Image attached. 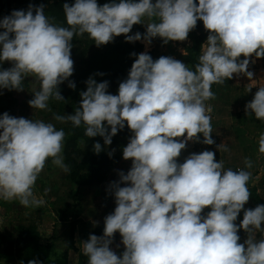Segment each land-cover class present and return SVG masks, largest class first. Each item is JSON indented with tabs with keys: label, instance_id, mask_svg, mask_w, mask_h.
Returning <instances> with one entry per match:
<instances>
[{
	"label": "clouds",
	"instance_id": "clouds-1",
	"mask_svg": "<svg viewBox=\"0 0 264 264\" xmlns=\"http://www.w3.org/2000/svg\"><path fill=\"white\" fill-rule=\"evenodd\" d=\"M63 13L67 26L53 23L43 4L0 19V66L12 65L0 67V89L24 91L25 78L35 77L40 87L28 101L32 109H49L50 99L65 100L59 88L65 81L75 90L69 80L75 36L87 34L100 47L123 35L126 43L142 41L147 48L156 38L162 45L186 41L198 21L209 33L194 71L170 56L153 60L148 52L133 53L118 94L108 91L107 81L89 77L74 113L54 117L74 127L83 124L85 136H99L105 146L125 126L132 133L122 150L132 165L110 185L115 209L104 219L103 235L82 241L87 264H264V239L239 242L241 230L264 232V204L245 208L250 174L226 170L207 150L178 163L189 141L216 143L205 103L214 98L212 85L234 74L255 81L249 58H264V0H111L102 6L97 0H74L63 4ZM134 25L146 31L130 34ZM245 113L264 121V86ZM64 138V130L52 123L0 115V198H19L25 207L43 204L32 189L46 160L70 171L62 154ZM217 150L227 151L228 145ZM93 151H102L99 142ZM259 152L264 153V133ZM205 208L210 211L202 215ZM115 233L125 249L119 256L110 247Z\"/></svg>",
	"mask_w": 264,
	"mask_h": 264
},
{
	"label": "trees",
	"instance_id": "trees-1",
	"mask_svg": "<svg viewBox=\"0 0 264 264\" xmlns=\"http://www.w3.org/2000/svg\"><path fill=\"white\" fill-rule=\"evenodd\" d=\"M97 2L102 6L105 3H110L111 0H97ZM64 3L71 5L74 0H0V19L10 15L14 5H17L16 10H27L30 4L34 6L43 4L45 5V14L53 23L67 26L63 13ZM145 31L144 25H134L130 34L136 32L143 34ZM208 35L209 33L204 29L201 21L197 22L196 28L188 35L187 40L190 41L191 46L185 48L187 53L185 61L193 71L199 63L201 45L206 41ZM72 43L71 58L74 61V73L69 80L75 82L76 88L75 90L69 88L68 81H65L59 86L65 100L53 99L60 104L62 109L70 110L72 113L80 104V92L86 91V81L89 77H93L97 83L107 81L109 83L108 91L116 95L119 84L127 78L136 58L132 54L145 52V44L142 41L126 43L123 35L115 37L113 42L100 47H97L87 34L75 36ZM161 45L162 41L159 38L154 39L151 43V46L160 47ZM149 54L153 60H156L154 51ZM256 60L262 62L264 67V58ZM11 66V63L5 62L0 67L8 69ZM17 105V91L0 89V115L5 112L11 115ZM242 116L243 114L238 115L239 118ZM84 133L85 126L83 124L80 127L72 125L71 137L67 140L64 149V163L70 169L67 181L71 184L72 190L65 195V209L61 214H55L43 204L39 206L29 204L30 209L38 213V221L33 225L19 226L17 236L12 238L9 237L5 229L7 214L0 211V264H28L31 259H38L42 264H68L69 252L79 254L80 259L88 262L87 256L80 253L76 239L77 228L81 223L78 221L81 191L84 188L102 186L108 181L110 172L122 160V156L111 150V147L120 148L124 142L128 144L132 133L125 126L124 130L113 137L112 144L109 146L104 145L103 138L99 136L88 138ZM235 133L239 135L237 131ZM97 142L102 146V151L99 154L93 151V145ZM195 144L196 150L199 152L198 143ZM109 152L113 153L111 158L108 155ZM249 192L252 208L258 204H264L256 187H251ZM17 203L16 198L10 200L0 198V208L6 212H9ZM103 231L104 227H99L95 228L93 233L102 236ZM64 234H67L68 237V251L54 259L56 244ZM238 235L241 237L239 242L243 243L246 232L241 230Z\"/></svg>",
	"mask_w": 264,
	"mask_h": 264
},
{
	"label": "rangeland",
	"instance_id": "rangeland-1",
	"mask_svg": "<svg viewBox=\"0 0 264 264\" xmlns=\"http://www.w3.org/2000/svg\"><path fill=\"white\" fill-rule=\"evenodd\" d=\"M17 5L13 6V10H16ZM145 24L150 22L147 18H144L143 21ZM191 46V43L189 40L183 41V42H169L167 45H161L158 46H145V52H152L154 51L156 54V59H158L161 56H170L173 57L176 60L182 61L186 66L187 63L185 61V58L187 56L185 48ZM182 52L184 54H182ZM261 68L264 71L263 64H261ZM236 80H242L239 77ZM253 80L255 81H249L247 82V85L245 87H250L253 93L251 92L252 97L255 95V92L258 90L259 86H264V72L263 77L260 80H256L253 77ZM216 84H213L211 87L212 92L214 93V98L206 101V104H210V102H213L216 99V91H215ZM22 87L24 91L17 92V99H18V105L15 108L14 112L11 113V116L15 117H24L27 119H33V120H42L46 123H52L56 126L57 130L63 129L65 132V138L63 142V153L64 149L67 143V140L71 137V129H72V123H61L54 119L56 115H69L73 114L70 110H64L61 108L60 104L56 103L53 99H50L49 109L46 110H39V109H32L29 106L28 101L33 98V93L35 91L39 90V82L36 80L35 77L29 75L25 78ZM243 114L241 118L238 117V115ZM231 123H233V132L237 131L236 135L237 139L239 140L240 144L244 146L247 154V158L249 160H252L253 165L258 163V161H262L263 168L258 170V175L254 181L253 185L259 186L261 189L263 187L262 183L258 184V182L261 179H264V153L259 152V137L262 133H264V121L256 120L254 115H246L245 112L238 113L234 115V118L232 119ZM127 146V142L122 143V146L120 148L123 150L124 147ZM196 146V144H195ZM200 147H204L202 144H198V149L200 150ZM119 147H111V150L118 151L120 149ZM205 151V150H204ZM64 156V155H63ZM249 160H247L249 162ZM126 161V160H125ZM126 163V162H125ZM255 163V164H254ZM253 169H258V164H256ZM69 172H64L61 168L57 167L52 163V158H49L46 160L43 170L38 175V178L35 182V185L33 187V193L34 196L37 199H42L44 201L43 205L49 207L51 211H53L55 214H61L64 211V198L66 193L71 190L72 186L67 181V176ZM263 181V180H262ZM263 193V192H262ZM90 193L86 195L88 197ZM18 200L17 204H14L13 208L6 212L4 209L0 208V211L3 214H7V218L5 221V229L9 235V237L15 238L17 236V228L21 225H33L37 222L38 215L32 211L29 208V205L27 207L20 204L19 198H16ZM107 199V197H105ZM115 202L114 198H111V202ZM250 201V200H249ZM111 205H115L111 204ZM248 205V206H247ZM85 204L81 206V209H79V213L81 212V216H84L85 214ZM102 207L106 206H100L98 203L91 205L88 208V217H93L98 209H101ZM245 208H252L251 204H246ZM206 209V208H205ZM210 211V208L206 210L205 213H202V215L206 214ZM80 216V215H79ZM105 216V214H104ZM239 219L243 218V212H241ZM237 219V220H239ZM101 220V219H100ZM264 227V225H262ZM249 236H254L255 239H264V232L260 231H254L252 233H249ZM247 237V238H248ZM66 251H68V243L67 244H60L57 245L55 249V253L53 255V258L55 259L59 255L64 254Z\"/></svg>",
	"mask_w": 264,
	"mask_h": 264
},
{
	"label": "crops",
	"instance_id": "crops-1",
	"mask_svg": "<svg viewBox=\"0 0 264 264\" xmlns=\"http://www.w3.org/2000/svg\"><path fill=\"white\" fill-rule=\"evenodd\" d=\"M241 60L244 59L243 56L240 57ZM250 65H249V71H252L254 73V78L257 80H260L263 77V69L261 68L262 62H258L254 55L249 58ZM240 78L242 80H236L237 78ZM247 82L249 80L246 76H236L234 74L233 78L231 80H225L223 84H216L215 91H216V99L213 102H210V104H206L211 107V112L209 113L211 117V126L213 129L212 132V138L215 140L214 145H205L202 142L198 144L204 145V147H200L199 152H202L204 150L207 151H213L215 153L216 161L219 160L223 163L224 168L231 169L233 171H245L250 174V179L247 183L248 190L251 187H256L258 190V195L261 197V199L264 200V179H261L258 184L263 185V187L260 189L259 186L253 185V181L258 178L259 168H263L262 161H258V169H253V167L256 165H253L252 160H249L247 158L246 150L244 146H242L239 142V140L236 137V134H234L233 130V123H231L232 119L234 118V115L245 112V105L250 102L253 97L251 95V92L249 91L250 87H245L247 85ZM183 139V138H179ZM203 137L200 136V140L202 141ZM221 143H226L228 145V150L224 151H218L217 145ZM119 153L122 156V160L120 163L115 166L112 171L109 174L108 181L98 187H90V188H84L81 191L80 197H81V206L85 204V214L84 216H81V212L78 213V221L79 223L77 228V247L81 254H83V245L82 241H85L88 239L89 235L94 234L93 231L95 228L104 227V219L107 215L111 214L114 209L115 202H111V198H114V196L111 193L110 185L113 182H118L120 177L119 173L124 172L127 174L129 169L131 168L132 161L127 160L125 161L123 159V152L120 148L118 151H115ZM199 153L196 150L195 142L189 141L186 150H183L181 152L180 157L178 158V163H183L184 159L189 156L191 153ZM249 160V162L247 161ZM126 162V163H125ZM251 165L250 167L248 165ZM258 175H257V174ZM263 180V181H262ZM122 187L125 185H121ZM72 188V187H71ZM72 190V189H71ZM69 190V191H71ZM68 191V192H69ZM263 192V193H262ZM90 193L88 197L86 195ZM107 197V199H105ZM98 203L100 206H106L102 207L101 209H98L97 212L93 217H88V208ZM248 204H251L250 201H248ZM248 206V205H247ZM30 208V207H29ZM64 209H65V203H64ZM81 209V207L79 208ZM32 210V209H31ZM208 208L203 210V213L206 212ZM33 211V210H32ZM35 212V211H34ZM37 215L38 213L35 212ZM105 214V216H104ZM39 217V215H38ZM37 217V221H38ZM101 219V220H100ZM239 219V218H238ZM239 219L236 221L237 224H239ZM37 223V222H36ZM103 235V234H102ZM249 233L246 232L244 241L247 239ZM121 237L119 233L114 234V242L110 247L112 250H114L117 255L119 256L125 249L124 246L120 243ZM67 244L68 243V237L67 234H64L62 238L57 242V245L60 244ZM67 252V251H66ZM68 264H87L86 261L80 259L79 254L74 252H69V262Z\"/></svg>",
	"mask_w": 264,
	"mask_h": 264
}]
</instances>
